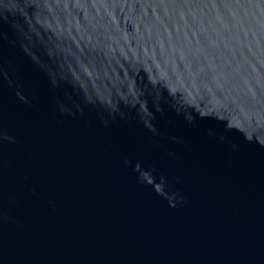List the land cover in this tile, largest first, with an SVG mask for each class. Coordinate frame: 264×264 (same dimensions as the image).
Masks as SVG:
<instances>
[{"label":"water","instance_id":"water-1","mask_svg":"<svg viewBox=\"0 0 264 264\" xmlns=\"http://www.w3.org/2000/svg\"><path fill=\"white\" fill-rule=\"evenodd\" d=\"M0 264H264V0H0Z\"/></svg>","mask_w":264,"mask_h":264}]
</instances>
